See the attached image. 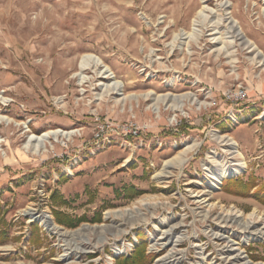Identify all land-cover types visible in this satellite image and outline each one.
Segmentation results:
<instances>
[{
  "label": "rangeland",
  "instance_id": "374dc122",
  "mask_svg": "<svg viewBox=\"0 0 264 264\" xmlns=\"http://www.w3.org/2000/svg\"><path fill=\"white\" fill-rule=\"evenodd\" d=\"M263 58V0H0V264H116L140 234L148 264L264 263ZM58 129L75 134L25 147ZM214 134L245 164L219 189L208 156H230ZM187 142L200 143L188 162L155 177ZM232 179L249 193L228 191ZM27 208L78 232L51 233Z\"/></svg>",
  "mask_w": 264,
  "mask_h": 264
},
{
  "label": "bare ground",
  "instance_id": "6f19581e",
  "mask_svg": "<svg viewBox=\"0 0 264 264\" xmlns=\"http://www.w3.org/2000/svg\"><path fill=\"white\" fill-rule=\"evenodd\" d=\"M203 2H205V0H203ZM229 5L230 4H228L227 2L220 4L221 9L227 10L226 14L230 13V11L228 10ZM204 16H205L204 10H201L198 12V19L199 20H202ZM197 22H198V20H195V24ZM227 23H228V28H229L228 32H230V33L232 32L234 34V36H236L238 39H243L244 36H243L242 32L239 31V28H238V21L236 19H233V18L228 16ZM244 45L249 47V48L255 47V44L253 42H251L249 40H245V39H244ZM81 61H82L81 62L82 66H85L87 63L89 65V63L91 62L94 67L102 66L104 68V66L101 64L100 59L93 57L92 55L82 56ZM100 72L104 73V75L109 76L110 78L112 77L110 74H107L109 72L108 69L101 70ZM119 87H120V84L118 81H112V83H111L112 89H119ZM166 98H167V96H165L163 99H166ZM3 119H4L3 117H0V122ZM74 134H75V131H65V130H61V129L45 131V132L38 134V135L32 134V135H30L25 147L28 150L33 151L34 153L45 152V151H47V143L49 142V140L53 139L54 141H58L61 138L68 139L69 137H71ZM213 136H214V139H216L222 146H225L224 151L230 156V157H228V159H226V158L224 159L223 157L216 155L215 152H212V154H209V156H208L209 162L207 163L208 166H206L205 169H210L208 175L211 176V178L213 179L212 180L213 182H211L212 187L214 189H219V185L224 178L235 176V175L242 173L244 168H245V164L242 162H237V161L231 160V158L233 159V157H235V155L238 154V151H239V149H238L239 144L237 143V141H235L229 135L214 134ZM199 144L200 143H198V142H187V143H185L184 150L181 153H179L178 155H176L175 157L166 160L164 162L163 172H161V173L157 172L154 176L155 177H158L159 175L165 176L164 174L170 173V171L168 170L169 167H174V166H180L181 167L182 165H184V163L188 162V160H189L188 154L190 153V151H192ZM209 164H211L213 166L215 164L216 165L219 164L220 166L218 167V169H212L214 167L213 166L209 167ZM137 203H140L142 205H147L149 202H147L146 199H142V200L138 201ZM136 207L137 206H135L134 208H136ZM130 210H131L130 208H124V209H117V210H113V211H108L106 213V216L121 214L123 212L130 211ZM254 212H255V210H254ZM24 214L29 215L31 217V220L40 221L41 224L48 231H50L51 233H54V234H58L59 236H66V235L70 236V235L77 234V232H78V230L64 231V228L61 227L60 225L56 224L55 221L53 220V218L51 217V215L47 212L39 213L34 208H27L24 210ZM252 215L250 218H247L248 220L247 219L244 220L245 222H243V224H242L244 232H249V231L251 232V229L258 222L257 218L252 217ZM240 217H242V215L239 213H233V211L227 212L225 214L224 221L238 222ZM254 234L257 235L258 237H260V235H263L264 233L261 230L260 231L257 230L254 232ZM253 239L254 238L249 237L248 241L253 240ZM248 264H264V263H262V262L251 263L249 261Z\"/></svg>",
  "mask_w": 264,
  "mask_h": 264
},
{
  "label": "trees",
  "instance_id": "16d2710c",
  "mask_svg": "<svg viewBox=\"0 0 264 264\" xmlns=\"http://www.w3.org/2000/svg\"><path fill=\"white\" fill-rule=\"evenodd\" d=\"M237 186V188H227L228 191L236 193V194H248L249 188L252 184L243 183L240 179H232L230 180ZM260 194L257 195V198L264 203V193L263 190L260 189ZM60 215L58 212L55 213L57 221L61 222ZM85 217H81L78 221L84 220ZM76 222H69V226H74ZM138 238L140 243L136 246L134 253L131 256H120L116 259V264H148L152 259L153 255L146 254V242L144 241V235L140 234Z\"/></svg>",
  "mask_w": 264,
  "mask_h": 264
},
{
  "label": "built area",
  "instance_id": "2783aa9c",
  "mask_svg": "<svg viewBox=\"0 0 264 264\" xmlns=\"http://www.w3.org/2000/svg\"><path fill=\"white\" fill-rule=\"evenodd\" d=\"M130 131H131L133 134H135V135L138 134V131H137L136 129L132 130V129L130 128Z\"/></svg>",
  "mask_w": 264,
  "mask_h": 264
}]
</instances>
